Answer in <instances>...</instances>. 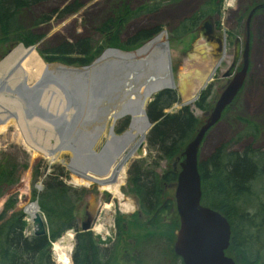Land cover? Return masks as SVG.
Here are the masks:
<instances>
[{
	"label": "rangeland",
	"instance_id": "1",
	"mask_svg": "<svg viewBox=\"0 0 264 264\" xmlns=\"http://www.w3.org/2000/svg\"><path fill=\"white\" fill-rule=\"evenodd\" d=\"M154 1L155 0H49L44 3H39L23 12L21 17L23 29L29 31L32 36L38 37L36 42L33 45L24 46L20 41H0V61L13 48L21 44L26 48L34 46L40 58L46 63L62 64L58 61H45V55L47 56L48 52L62 44L73 45L79 40L88 41L92 49L96 51L100 50L95 57V59H97L109 48L105 46L102 47L104 37L100 34L99 28L106 24L109 18H112L114 14H124L127 12L129 15H133L129 17L119 33L120 43L126 42L141 29L160 26L161 32H165L168 55L171 63L172 80L174 82L175 91L179 96V102L165 110V112L177 111L182 107L181 102H183L187 96H196L198 94V88L200 87L197 85L200 81L199 76L202 75L204 77L211 71L210 49L199 37L198 31L194 29L190 34L181 33L179 30L180 22L197 13L206 0H180L176 2L164 0L157 11H153L152 13L149 10L144 11V9L150 7ZM73 2H77L79 6L77 11L71 14L60 13L63 8ZM261 3H264V0H222L221 14L217 16L214 15V17L211 15L216 30L224 32L227 37L225 57L220 63L217 71L203 88V90L208 89L210 93L207 99L210 104V110L213 108L220 92L226 84V79L222 77V74L231 61L233 50L231 43H233L235 37H240L242 39L243 52L244 39L246 36L245 19L250 9ZM228 4L230 5L228 6ZM259 13H261L260 16L256 15L258 17L253 18L251 29H249L250 51L248 49V52H250V70L246 76L247 78L245 79L243 90L219 123L207 133L201 144L198 160H205L222 144H227L228 150L232 152L240 153L247 148H251L254 151H264V12ZM260 25H263V30H261ZM260 44L262 45V60L259 65H256L255 63L253 64V56L256 52L255 48ZM110 47L124 51H132L135 49H126L121 45ZM70 58H74V56H70ZM65 66L79 67L73 65ZM240 68L241 58L239 60L238 69ZM199 92H201V90ZM155 95L156 94L150 99L152 100ZM148 103L149 100L147 105ZM189 106L201 124L210 110L207 112L199 110L195 107L194 103ZM243 119L253 125L247 124ZM123 122H127V126H125L123 130L125 131L129 124L128 117L118 120L115 124L109 122V124H107V132L110 130V127H112L113 132L118 134L122 133L121 131L118 132V130ZM250 126H256L257 129L255 127L252 129ZM37 131L38 133L36 134ZM36 135L38 139H45L48 137L49 133L41 131V129H36L35 136ZM106 140L107 137H101L94 147L95 151H100ZM70 158L68 152L57 154L55 161H50L41 154L34 155L33 151L27 147L23 137L20 135L16 124H10L4 132H0V165L7 168V170L10 168L13 170L12 183H8L3 190V195L0 197V223L7 220L11 215L21 212L23 213V220L25 222L23 235L31 236L32 225L31 221H28V217L24 213V208L34 200V185L42 178L44 173L49 172L47 168H49V166L51 170L59 168L62 169L63 172H66L67 177L65 181L69 186L75 190L84 189L87 191V200L82 202L78 209L77 225L79 229L81 222L85 219V212H89L92 217H95L94 224L90 231L95 238L98 237L101 239L100 244L102 248L110 249L112 248V242H114L115 238L114 223L116 218L120 216L123 218L126 216L133 220L138 209L137 198L129 191L127 186V171L130 166L135 162H140L141 169L156 172L160 176L175 164L172 161L158 159L156 151L148 148L145 139L142 154L140 156L135 155L124 166V172L117 182L118 196L112 194L109 189L102 188L95 183L90 185L74 184L71 172L63 164V162L68 164ZM176 169H180L179 166H177ZM175 184L176 182L169 187L167 186L165 189V194L171 197L173 201ZM4 186V184L1 185V187ZM111 187H113V184ZM246 202L247 206L243 205L244 209L251 214L254 213V209H256L255 206L258 203L264 202V176L256 178V182H254L252 191L246 199ZM175 215L177 218L176 209ZM172 216L173 215H165L164 222L169 223ZM136 232L137 230L135 228L132 229V233ZM230 232H232L231 228ZM137 235L138 234H136V236ZM231 238L232 234H230V240ZM71 241V253L67 264L73 263L74 237ZM162 241V239H158V236H156L153 240L149 241L150 244L148 245L136 244L134 241H132L131 247L124 244L121 248L119 259L122 264H134L131 259L135 256L139 264L141 261H143L142 264H179L178 261L173 260L174 258L168 251L170 247ZM52 248L53 247H51V259L53 263L63 264L58 261ZM109 254H111V251H109L108 255ZM225 254L227 257H230L227 252ZM236 263L239 264L238 262Z\"/></svg>",
	"mask_w": 264,
	"mask_h": 264
},
{
	"label": "trees",
	"instance_id": "2",
	"mask_svg": "<svg viewBox=\"0 0 264 264\" xmlns=\"http://www.w3.org/2000/svg\"><path fill=\"white\" fill-rule=\"evenodd\" d=\"M47 1L49 0H0V41H20L24 46L33 45L38 37L23 29L21 17L30 7ZM163 1L155 0L144 11H157ZM221 6L222 0H206L197 13L180 22V32L191 34L204 17L220 15ZM78 7L77 2H73L60 13L71 14ZM128 15L127 12L114 14L99 28L104 37L102 47L121 45L126 49L138 48L161 31L160 26L141 29L126 42L120 43L119 33L133 14ZM99 51L92 49L88 41L79 40L73 45L62 44L56 47L44 59L47 62L58 61L65 65L82 67L92 63ZM209 95L208 89L203 90L194 103L195 107L209 111ZM178 102L177 92L166 89L157 93L145 109L151 124L145 136L148 148L156 151L158 159L173 163L194 138L200 126L199 119L190 106L165 112ZM228 110L229 108L224 111L222 117ZM244 122L253 125L246 120ZM126 123H122L118 132L125 128ZM251 127L257 129L256 126ZM197 169L200 176L201 203L219 212L230 224L232 238L226 250L227 254L239 264H264V202L255 206L253 214L244 209L256 178L264 176V151L247 148L238 153L229 151L228 145L222 144L205 160H200ZM12 173V168L7 170L0 165V197L8 183H12ZM127 175L128 189L136 196L141 215H135L132 222H126V225H123L125 220L121 216L116 218V235L112 248H102L100 240L91 232L79 230L78 209L87 200V191L75 190L69 186L65 181L66 172L56 168L46 175L44 189L37 197L39 210L46 221L47 233L26 237L23 235V213L11 215L0 223V264H54L51 259V243L68 230L75 231L72 264H122L119 256L124 244L131 247L134 241L136 244L148 245L156 236L170 247L168 251L173 260L182 264L172 249L174 231L178 226L175 204L165 194L166 187L176 182L177 172L172 166L159 176L156 172L141 169L140 162H135L128 169ZM3 184L5 186L1 187ZM33 197H36L34 192ZM165 215H173L169 217V223L164 222ZM134 228L136 233H132ZM109 251L111 254L108 255ZM136 259L135 256L131 260L134 264H139ZM142 263L143 261L140 262Z\"/></svg>",
	"mask_w": 264,
	"mask_h": 264
},
{
	"label": "bare ground",
	"instance_id": "3",
	"mask_svg": "<svg viewBox=\"0 0 264 264\" xmlns=\"http://www.w3.org/2000/svg\"><path fill=\"white\" fill-rule=\"evenodd\" d=\"M261 46L255 48L253 64L261 63ZM170 64L164 32L132 51L108 48L83 67L46 63L34 46L20 44L0 61V132L16 124L34 155L55 161L59 153L70 154V162L63 164L74 184L95 183L118 195L124 166L150 127L148 100L174 87ZM212 75L199 76L198 91ZM127 117L125 131L107 132L109 122ZM36 129L48 137L38 139ZM103 136L107 140L97 152L94 147ZM24 211L30 221L39 215L35 202ZM52 249L60 263H68L70 239L54 243Z\"/></svg>",
	"mask_w": 264,
	"mask_h": 264
},
{
	"label": "water",
	"instance_id": "4",
	"mask_svg": "<svg viewBox=\"0 0 264 264\" xmlns=\"http://www.w3.org/2000/svg\"><path fill=\"white\" fill-rule=\"evenodd\" d=\"M264 9V3L254 6L245 19V42L242 52L241 39L236 37L232 60L223 73L227 79L213 108L206 114L194 138L182 150L176 162L180 168L174 189V202L179 226L174 232L173 251L181 258L182 264H236L225 256L230 243V225L219 212L201 204L200 176L198 173V151L207 131L219 122L222 112L228 107L243 87L247 76L249 62V24L254 13ZM199 37L212 50L211 65L215 69L224 50L222 32H216L213 19H204L198 27ZM241 58V68L238 69ZM196 97L187 96L182 105L192 103ZM145 141H141L136 154H142ZM176 167V163L174 164ZM91 219L82 224V230L90 228ZM34 236L46 234V225L40 215L32 222ZM61 243V241L59 242Z\"/></svg>",
	"mask_w": 264,
	"mask_h": 264
},
{
	"label": "flooded vegetation",
	"instance_id": "5",
	"mask_svg": "<svg viewBox=\"0 0 264 264\" xmlns=\"http://www.w3.org/2000/svg\"><path fill=\"white\" fill-rule=\"evenodd\" d=\"M258 16H260V15H258ZM258 16H256V17H258ZM256 17H255V18H256ZM137 203H138V202H137ZM85 213H86V215L91 216V214H89V212L86 211ZM136 214L139 215V216L141 215L140 210H139V207H138L137 212L135 213V215H136ZM123 219H125V221L122 222L123 225H126V222H132V219H131V218H128V217H126V216H124ZM84 222H86V220H85Z\"/></svg>",
	"mask_w": 264,
	"mask_h": 264
},
{
	"label": "built area",
	"instance_id": "6",
	"mask_svg": "<svg viewBox=\"0 0 264 264\" xmlns=\"http://www.w3.org/2000/svg\"><path fill=\"white\" fill-rule=\"evenodd\" d=\"M36 190L39 192L42 188L41 184L38 183L36 186H35Z\"/></svg>",
	"mask_w": 264,
	"mask_h": 264
},
{
	"label": "crops",
	"instance_id": "7",
	"mask_svg": "<svg viewBox=\"0 0 264 264\" xmlns=\"http://www.w3.org/2000/svg\"><path fill=\"white\" fill-rule=\"evenodd\" d=\"M260 27H261V30H263L262 28H263V25H260Z\"/></svg>",
	"mask_w": 264,
	"mask_h": 264
}]
</instances>
